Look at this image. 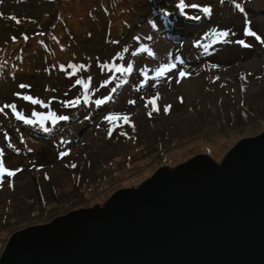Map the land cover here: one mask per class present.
Instances as JSON below:
<instances>
[{"label":"rangeland","instance_id":"374dc122","mask_svg":"<svg viewBox=\"0 0 264 264\" xmlns=\"http://www.w3.org/2000/svg\"><path fill=\"white\" fill-rule=\"evenodd\" d=\"M185 2L211 12L187 7L186 16L200 19L182 20L178 0H0V106L15 103L37 120L50 112L71 117L55 126L44 122L51 129L44 132L10 109L0 112L3 159L21 169L0 181V255L12 233L103 206L119 190L136 189L160 168L197 155L220 164L237 142L264 133V43L244 31L264 40V0ZM225 30L226 39L216 34ZM194 40L201 47H192ZM176 55L197 81V100L180 95L176 79H155ZM129 63L130 73L115 71ZM20 83L31 88L19 89ZM96 99L106 102L97 106ZM68 101L75 106L64 107ZM110 114L119 119L105 120Z\"/></svg>","mask_w":264,"mask_h":264},{"label":"water","instance_id":"95a60500","mask_svg":"<svg viewBox=\"0 0 264 264\" xmlns=\"http://www.w3.org/2000/svg\"><path fill=\"white\" fill-rule=\"evenodd\" d=\"M0 264H264V133L12 233Z\"/></svg>","mask_w":264,"mask_h":264},{"label":"snow or ice","instance_id":"6c2138e0","mask_svg":"<svg viewBox=\"0 0 264 264\" xmlns=\"http://www.w3.org/2000/svg\"><path fill=\"white\" fill-rule=\"evenodd\" d=\"M221 2H223V0H221ZM239 2L237 3V7H239ZM177 9L183 13L184 10L187 8V7H191V8H200L201 9V12L203 14H209L211 12V8L208 7V6H203L201 7L200 5L196 4V3H191L190 5L187 4L185 2V0H178V3L176 5ZM191 18H194V19H200V16L197 15L195 17H191ZM153 27H155V24H153ZM214 33L216 32L215 29L212 30ZM245 34L246 35H249V36H254L255 39L257 41H260L261 43H264V40L261 39V36L257 35L255 32H252L250 31L247 27H245ZM217 35H219L220 37L222 38H227L229 36V32L228 31H221V32H218L216 33ZM205 35H207V33H205ZM141 37L140 36H134L133 37V40L135 41H140ZM145 39H148V40H151L152 37L151 36H147L145 37ZM214 43L216 41H213ZM112 43L114 44H119L120 41L119 40H115V41H112ZM237 43L241 44V45H244V46H250V45H245V42L243 40H239L237 41ZM141 47H143V45H141ZM192 47L196 48V47H201V43H200V40H194L192 42ZM207 47H211V45H208L206 47H204V52L206 53L207 52ZM124 52H128L129 49L127 47H125L123 49ZM145 51H147V49H145ZM132 56H136L137 55V52L136 51H133L132 53ZM147 54L149 56H152V57H155V53L152 52V51H147ZM117 58L119 59H123V57L117 56ZM184 60L182 59V57L180 55H176L174 57L173 60H171L170 62H168L167 64H163L161 65L158 69H156V76H155V79L159 80L161 78H167L168 80H173V79H176V82L177 83H180V80L177 79V75L181 78L183 77H186L187 75H190L189 73H186L183 68L181 67V65H184ZM70 67H72L73 65H69ZM80 68H85V65L81 64L79 65ZM3 66H0V69H2ZM115 71H119V72H131L132 71V64L129 63L127 65V68L125 69L123 66L121 67H115ZM169 73H172V75H169ZM141 75H145V73L142 71L141 72ZM77 83H79V81H77ZM125 83H127V81H125ZM17 87L19 89H30L31 88V85L30 84H25V83H20L17 85ZM116 89L113 88L112 91H115ZM14 96L16 97H19L25 101H30L32 104H42V101L38 100V99H35L33 98L31 95H25V94H22L21 92H16L13 94ZM106 100H101V99H96L95 100V104L97 106H100L102 103H105ZM75 103H79V100H77ZM85 103H87V100H85ZM129 103H135V101H129ZM150 103H155L154 101H150ZM75 104L72 102V101H68V102H65L64 104V107H74ZM170 108V105L168 106H165L164 107V111L167 113V111L169 110ZM5 109H10L12 114L19 120H21L23 123L27 124V125H30V126H33V127H38L41 131H44V132H50L51 129L46 127L45 126V123L44 122H47V121H50L51 124L53 126H55L56 124H58L60 121H67L69 120L71 117L69 115H65V114H60V115H57L56 113H48L46 116H40V114L36 111H33L31 113V116L32 117H37V116H40V119L37 120V119H32V118H29V117H26L25 115H23L21 112H18L17 111V106L15 103H12V104H3L2 106H0V112H3ZM151 115V114H150ZM87 119V117H86ZM105 120H116V119H119V117L117 116H114V115H108V116H105L104 117ZM123 119L126 121L127 120V117H123ZM110 133H111V130H110ZM6 140L9 139L8 137L5 138ZM11 147V145H9ZM29 151H31V149H29ZM66 153H61V156L65 155ZM5 153H4V150L3 149H0V181H3V179L5 177L7 178H11L13 176H15L16 172L17 171H21V169H11L10 167L6 166L5 164V161L3 159ZM73 167H75V165H73ZM8 186L11 187L12 184L11 182L9 181L8 182Z\"/></svg>","mask_w":264,"mask_h":264},{"label":"bare ground","instance_id":"6f19581e","mask_svg":"<svg viewBox=\"0 0 264 264\" xmlns=\"http://www.w3.org/2000/svg\"><path fill=\"white\" fill-rule=\"evenodd\" d=\"M179 25L177 24L178 30H181L184 32L185 30L182 27H180ZM178 32L180 33V31H178ZM154 47H156V43H155ZM154 49L156 50V48H154ZM175 83H177V82H175ZM177 87H178V89H177L178 93L180 95H183L184 98L187 99V101L188 100H191V101L197 100V97L199 96V93H198L199 90L197 87V81L194 78L188 77V75L186 77L181 78L180 83H177ZM159 98H160V100H164L166 97L162 98L159 96ZM223 100H224V98H223ZM128 106H130V108H132L131 112L136 110V109H134L135 103H129ZM112 112L118 113V112H122V111L116 110V111H112ZM5 185H6V183H5Z\"/></svg>","mask_w":264,"mask_h":264},{"label":"trees","instance_id":"16d2710c","mask_svg":"<svg viewBox=\"0 0 264 264\" xmlns=\"http://www.w3.org/2000/svg\"><path fill=\"white\" fill-rule=\"evenodd\" d=\"M96 12H97V13L99 12V8L96 9ZM108 20H109V19H108ZM109 22H110V20H109ZM60 23L63 24L64 22H63L62 20H60ZM52 51H54V49H53ZM4 62H5V61L0 62V66H3V68H5V66H4L5 63H4ZM8 63H10V62H8Z\"/></svg>","mask_w":264,"mask_h":264},{"label":"flooded vegetation","instance_id":"af4514ba","mask_svg":"<svg viewBox=\"0 0 264 264\" xmlns=\"http://www.w3.org/2000/svg\"><path fill=\"white\" fill-rule=\"evenodd\" d=\"M175 169V168H174Z\"/></svg>","mask_w":264,"mask_h":264}]
</instances>
